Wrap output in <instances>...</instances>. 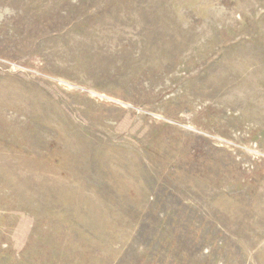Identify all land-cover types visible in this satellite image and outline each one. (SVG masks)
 <instances>
[{
    "label": "rangeland",
    "instance_id": "1",
    "mask_svg": "<svg viewBox=\"0 0 264 264\" xmlns=\"http://www.w3.org/2000/svg\"><path fill=\"white\" fill-rule=\"evenodd\" d=\"M0 264H264V0H0Z\"/></svg>",
    "mask_w": 264,
    "mask_h": 264
}]
</instances>
